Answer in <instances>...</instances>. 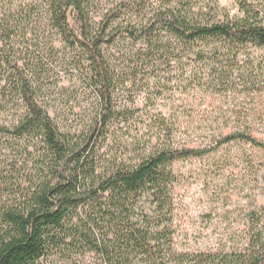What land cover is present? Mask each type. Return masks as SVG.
<instances>
[{
	"label": "trees",
	"instance_id": "16d2710c",
	"mask_svg": "<svg viewBox=\"0 0 264 264\" xmlns=\"http://www.w3.org/2000/svg\"><path fill=\"white\" fill-rule=\"evenodd\" d=\"M235 1L0 0V264H264V206L230 248L182 250L173 226L176 163L246 144L264 166V142L177 148L131 98L182 61L244 74L264 0ZM246 81L261 91L264 72Z\"/></svg>",
	"mask_w": 264,
	"mask_h": 264
},
{
	"label": "rangeland",
	"instance_id": "374dc122",
	"mask_svg": "<svg viewBox=\"0 0 264 264\" xmlns=\"http://www.w3.org/2000/svg\"><path fill=\"white\" fill-rule=\"evenodd\" d=\"M219 3L230 14L238 13L235 0ZM250 53L241 59L244 74L238 72L232 80L182 61L164 70L158 84H150V89L144 84L145 92H133L131 98L138 108L162 114L177 125L181 133L177 148L213 147L221 136L237 131L264 142V85L260 81L261 91L249 90L246 81L247 72H264V50L253 48ZM261 157L249 145H230L204 159L173 166V226L180 249L230 248L238 241L248 212L264 206Z\"/></svg>",
	"mask_w": 264,
	"mask_h": 264
}]
</instances>
